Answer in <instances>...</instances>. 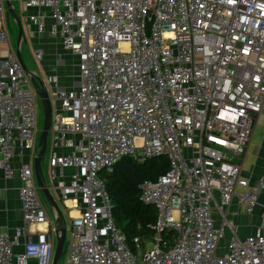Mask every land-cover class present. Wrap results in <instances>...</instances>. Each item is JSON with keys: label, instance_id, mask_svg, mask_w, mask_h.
<instances>
[{"label": "built area", "instance_id": "obj_1", "mask_svg": "<svg viewBox=\"0 0 264 264\" xmlns=\"http://www.w3.org/2000/svg\"><path fill=\"white\" fill-rule=\"evenodd\" d=\"M21 1L37 32L58 38L77 61L74 85L42 79L53 107L48 136L54 150L67 149L50 157L49 174L77 210L68 264H264V209L261 229L245 237L227 219L235 201L253 214L264 190V174L251 183L239 162L264 103V0ZM5 13L0 0V47ZM37 100L16 52L0 48L5 179L15 176V158L39 150ZM126 156L169 161L140 185L158 215L152 239L136 236L132 246L101 176ZM17 175L24 222L47 228L24 242L21 229L0 233V264H52L55 227L33 164Z\"/></svg>", "mask_w": 264, "mask_h": 264}, {"label": "crops", "instance_id": "obj_2", "mask_svg": "<svg viewBox=\"0 0 264 264\" xmlns=\"http://www.w3.org/2000/svg\"><path fill=\"white\" fill-rule=\"evenodd\" d=\"M13 1L14 0H11V3L14 8ZM5 7L7 12L6 3H5ZM22 10L25 11L26 13L24 21L27 23V28L29 30V32L27 33H29L30 36L29 41L32 44V46H34V51H36L37 48H43L45 50V48L42 45L44 46L48 45L47 42L48 37L53 39H58L51 37L48 34H39L36 30L35 24L32 23L27 18L28 11H26L23 8V6H22ZM30 12H34V10L30 9ZM9 23L10 20L7 19L5 13L3 19V27L6 29ZM0 48L3 56H7L10 52H13L9 40L7 43L1 44ZM35 58L37 60L36 63H38L42 59V58L38 59L36 55ZM38 69H39L38 71L37 70L36 71L31 70V71L37 73L42 78H47L50 75H57L60 79V85L63 87H69L71 85H74L73 83L75 81L73 80L67 81L65 77L63 78L60 72L59 73L54 72V70L47 63L43 67L39 66ZM57 106L58 105L55 106V109ZM66 152L67 149L65 148L54 150L53 147H51L49 159L53 155V153L61 154ZM34 157L35 154H32L31 152L27 151L24 153L22 157L15 158L14 167L16 173L15 176L11 179H5L3 172L0 169V233L8 232L10 234H14V232L17 229H21L22 242H24L26 238H28L29 236L35 237L38 231L47 228V224L27 225L23 220L22 204L19 198V187L21 185V181L17 175V170L23 163H27V162L31 163ZM49 159H48V165H49ZM239 162L241 163V169H242L241 175L244 178L248 179L251 183H253L258 177L264 174V103H263L262 111L259 114L254 124L250 142L247 146L245 153L240 157ZM73 172L74 169L66 170L67 175H70ZM59 183L60 182L57 183L56 180H53L50 177V183H49L50 189H53L56 192V195L58 197L57 199L60 200L59 204L62 205V207L66 210L68 217L71 219L73 216L77 215V210L69 208V205L71 204L69 201L65 202L61 200L59 190L57 189V184ZM38 192L47 212L48 224L51 227H55L56 224H55L54 213L51 207L42 198L41 192L40 191ZM263 209H264V190L260 194L259 204L256 207L253 214L250 215L246 214L242 206L238 205V203L235 201L233 202L231 207L228 208L229 213L227 215V219L229 223L232 225V227H234V232L240 235L241 237H245L246 235L254 234L261 229L263 222V218H262ZM217 220L218 222H220L219 219ZM261 230L264 233V226ZM225 234H226L225 240L227 241V238L229 237L230 234L229 230L225 229ZM22 249H23L22 245H19L15 248L17 252L22 251Z\"/></svg>", "mask_w": 264, "mask_h": 264}, {"label": "trees", "instance_id": "obj_3", "mask_svg": "<svg viewBox=\"0 0 264 264\" xmlns=\"http://www.w3.org/2000/svg\"><path fill=\"white\" fill-rule=\"evenodd\" d=\"M168 169L169 161L165 156L145 160L126 156L113 171L101 172L113 204L115 223L123 230L128 245L132 246L136 236H154L158 212L154 205L141 200L140 185L144 180H156Z\"/></svg>", "mask_w": 264, "mask_h": 264}, {"label": "rangeland", "instance_id": "obj_4", "mask_svg": "<svg viewBox=\"0 0 264 264\" xmlns=\"http://www.w3.org/2000/svg\"><path fill=\"white\" fill-rule=\"evenodd\" d=\"M13 4H14V8H15L16 13L18 14V16L21 19L23 30H24V37H23L22 42H21L20 50H21V55L23 57V60H24L25 64L27 65L28 69L38 71L39 66L43 67L47 63L54 70V72H56V73L60 72L62 74L63 78L65 77L67 81L78 80V70H77V65H76V63H77L76 57L70 51H68L63 46L61 41L58 39H53V38H49V37L47 38L48 45L47 46L42 45L45 48V50H44L45 54L42 57L41 61L36 63L37 60L35 58L34 46H32V44L29 41L30 36H29V33H27V32H29V30L27 28V23L24 21L26 13H25V11L22 10L21 1L14 0ZM6 31H7L8 40L11 44L12 50H13V52H16L19 30H18L17 23L12 18L10 19V23L7 25ZM36 47H38V46H36ZM36 102H37L36 103L37 126H38L39 133H40V130L42 129L43 122H44V112H43L41 101L38 99ZM38 137H39V135H38ZM51 147H52V140H51V137L48 136V138H47V149L45 152V157L42 161L43 171H44L45 178H46L48 184L50 183L48 159L50 156ZM33 162H34V158L31 161V163L33 164ZM51 193L59 204L60 200L57 199L58 197L56 195V192L53 189H51ZM59 206H60V209H61L62 214H63L64 225L67 228H69L71 219L68 217L66 210L62 207V205L59 204ZM233 229H234V227H233ZM229 233H230V230H229ZM143 238L145 239V241H149L152 239V238H146V237H143ZM69 240H70V233L67 231L65 242L67 243V242H69ZM144 246H147V243H146V245L144 244ZM68 256H69V249L67 247L64 254L61 256L58 264H68Z\"/></svg>", "mask_w": 264, "mask_h": 264}, {"label": "water", "instance_id": "obj_5", "mask_svg": "<svg viewBox=\"0 0 264 264\" xmlns=\"http://www.w3.org/2000/svg\"><path fill=\"white\" fill-rule=\"evenodd\" d=\"M6 6H7V13H6L7 19L10 20L12 18L18 25L19 32H18L16 56L19 62L21 63L23 69L25 70V72L31 77V80L36 88L38 99L41 101L44 112L43 127L39 133L38 143H37L39 150L34 157L33 167L36 177V183L39 191L41 192L42 198L51 207L55 216L56 225H55V241H54V254H53L52 264H58L61 256L64 254L65 250L67 249V243L65 242L67 227L64 225L62 211L60 209L58 202L51 193V189L45 178V174L42 166V161L45 157V152L47 149V138L52 122L53 107H52L51 99L48 94V90L42 83L43 78L37 73H34L33 71L28 69L21 55L20 47H21L22 39L24 37V30L21 19L17 15L15 9L13 8L11 0H6Z\"/></svg>", "mask_w": 264, "mask_h": 264}, {"label": "bare ground", "instance_id": "obj_6", "mask_svg": "<svg viewBox=\"0 0 264 264\" xmlns=\"http://www.w3.org/2000/svg\"><path fill=\"white\" fill-rule=\"evenodd\" d=\"M5 3H6V0H5ZM7 13V12H6ZM52 113H53V111H52ZM68 229V228H67Z\"/></svg>", "mask_w": 264, "mask_h": 264}, {"label": "clouds", "instance_id": "obj_7", "mask_svg": "<svg viewBox=\"0 0 264 264\" xmlns=\"http://www.w3.org/2000/svg\"><path fill=\"white\" fill-rule=\"evenodd\" d=\"M41 131V130H40Z\"/></svg>", "mask_w": 264, "mask_h": 264}]
</instances>
